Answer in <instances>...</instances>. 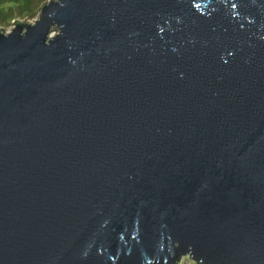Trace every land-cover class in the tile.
<instances>
[{
    "label": "water",
    "instance_id": "obj_1",
    "mask_svg": "<svg viewBox=\"0 0 264 264\" xmlns=\"http://www.w3.org/2000/svg\"><path fill=\"white\" fill-rule=\"evenodd\" d=\"M40 8L0 28V264H264V0Z\"/></svg>",
    "mask_w": 264,
    "mask_h": 264
},
{
    "label": "rangeland",
    "instance_id": "obj_2",
    "mask_svg": "<svg viewBox=\"0 0 264 264\" xmlns=\"http://www.w3.org/2000/svg\"><path fill=\"white\" fill-rule=\"evenodd\" d=\"M48 0H0V28L4 31L12 29L20 22H33L40 13V7ZM188 262V258L184 263Z\"/></svg>",
    "mask_w": 264,
    "mask_h": 264
}]
</instances>
